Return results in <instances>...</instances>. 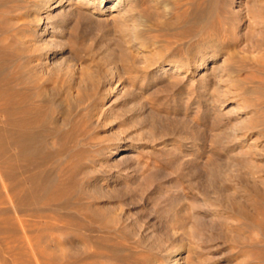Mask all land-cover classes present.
I'll return each mask as SVG.
<instances>
[{"label":"rangeland","instance_id":"rangeland-1","mask_svg":"<svg viewBox=\"0 0 264 264\" xmlns=\"http://www.w3.org/2000/svg\"><path fill=\"white\" fill-rule=\"evenodd\" d=\"M171 1L23 0L51 102L28 156L0 141V264H264V0Z\"/></svg>","mask_w":264,"mask_h":264},{"label":"bare ground","instance_id":"bare-ground-1","mask_svg":"<svg viewBox=\"0 0 264 264\" xmlns=\"http://www.w3.org/2000/svg\"><path fill=\"white\" fill-rule=\"evenodd\" d=\"M104 1H107V0H97V2L99 3V4H102ZM119 0H115V2H113V6H111V8H114V6L116 5V3L118 2ZM160 2V3H162L163 1L166 3V5L168 6V4L169 3H171L172 1L171 0H156V2ZM38 2V1H37ZM46 2H48V0H46ZM163 2V3H164ZM11 3H13L14 5H11ZM23 0L22 1H20V0H18V2H17V0H0V141H3V140H8V141H10L9 142V145H8V152H10V154L13 156L14 155V153H12V152H14V151H16V149H18L19 150V152H20V157L22 156L23 158L24 157H26V156H28V154H30L31 153V151H32V149H33V147H32V149L30 148L31 146H29V144H28V140L31 138V132H32V130L34 129V127H36L38 124H41V122H43V121H40V119L38 118V119H35V117H34V114L36 113V110H37V106L38 105H40V104H45V103H50L51 102V99L49 98V97H46V96H44V94L41 92V88H42V85H40L39 83H37V81H36V77L31 73H29V72H27L26 71V68L28 67V63H27V60L29 59V58H31L30 57V54H32V53H27V55L25 56V54H24V56H23V54H22V52L21 51H19V52H15V53H13L12 52V48H9V47H11L10 45H12L11 43L13 42H10L11 41V39L9 38V36L10 37H12V40L13 39H15V40H17V41H15L14 40V43L16 42V44H17V42L19 43V39H20V41H21V38H23V40L25 39L24 37L27 35V34H25V33H27V32H24V30L22 29V27L23 26H25V22H26V18L27 19H29L28 17H30V12H31V5L30 6H26V5H23ZM31 3V2H30ZM33 5V4H32ZM58 5V4H57ZM158 5V4H157ZM160 5V4H159ZM162 6H163V4H161ZM171 5V4H170ZM176 6V5H175ZM49 7L52 9V8H54V7H56V5H54V4H52V5H49ZM160 9V8H159ZM160 11V10H159ZM14 12V13H13ZM15 12H17L16 14H15ZM33 13V12H32ZM9 16H10V19H12L13 17H16V20L18 19V21H19V24H16V21H15V24H10V20L8 19L7 21H6V19L7 18H9ZM11 16H13L12 18H11ZM26 17V18H25ZM30 19H32L31 17H30ZM33 19H34V17H33ZM38 20V19H37ZM42 19H39L38 21H41ZM14 23V22H13ZM40 23V22H39ZM39 23L38 22H36V24H35V26L36 25H39ZM32 24V23H31ZM29 27V26H28ZM28 29V28H27ZM30 29V28H29ZM25 31H26V29H25ZM31 31V30H30ZM29 32V31H28ZM33 36V35H32ZM16 37L18 38V39H16ZM29 37H30V35H29ZM8 38L10 39V41L8 40ZM7 41H9V42H7ZM26 43V42H25ZM19 44H23V42L21 41ZM13 46V45H12ZM17 47V46H16ZM25 47V46H24ZM10 49H11V51H10ZM19 49V48H18ZM17 49V50H18ZM28 49V48H27ZM30 49V48H29ZM28 49V50H29ZM25 50V49H24ZM26 51V50H25ZM26 52H28V51H26ZM29 54V55H28ZM28 56V57H27ZM37 58V57H36ZM34 59V58H33ZM28 62H30V61H28ZM33 62V61H32ZM35 68V67H34ZM28 69V68H27ZM28 71H29V69H28ZM31 72V71H30ZM35 73V72H34ZM36 74V73H35ZM37 75V74H36ZM38 80V79H37ZM29 81H31L32 83H34L33 84V87L32 86H30V87H32V88H29V86H28V84H30V83H28ZM39 81V80H38ZM31 83V84H32ZM30 84V85H31ZM44 86V85H43ZM30 89L32 90V91H34V90H36V92H38L36 95H35V97H31V96H29V95H31L32 93H30L29 95H27V93H28V91H30ZM45 91H46V89H45ZM66 91V90H65ZM65 93V92H64ZM67 94V93H66ZM65 94V95H66ZM33 95V94H32ZM46 95V94H45ZM64 95V96H65ZM60 96V95H59ZM64 96H62V97H60L61 98V100H59L61 103H62V98L64 97ZM52 97V96H51ZM75 97V96H74ZM73 97V98H74ZM72 98V99H73ZM81 98V97H80ZM72 99H70V100H72ZM83 99V98H82ZM68 102H69V99L67 100ZM74 101V100H73ZM84 100H78V106L80 105V104H83L84 105V102H83ZM64 102V101H63ZM63 104V103H62ZM69 104V103H68ZM34 105V106H33ZM61 106V105H60ZM60 106H59V110L58 111H60ZM70 106V105H69ZM40 107V106H39ZM65 107V106H64ZM72 106H70L69 108L70 109H72L71 108ZM86 107V106H85ZM67 108V107H66ZM65 108V109H66ZM79 108V107H78ZM77 108V109H78ZM88 108V107H87ZM69 109V110H70ZM72 111H73V109H72ZM53 111H52V109H51V114L47 117V121L45 122V123H47L48 125H49V129H48V135H50L51 137H54V136H56V134L57 133H60L61 132V130L65 127V126H67L70 122L69 121H67V118H66V114H68V112H66L65 113V110L63 111V114H65V116H61L62 118H59L58 116H56L54 113H52ZM56 112V111H55ZM58 114V113H57ZM92 114V113H91ZM73 115V114H72ZM72 115H70V116H72ZM93 115V114H92ZM91 115V116H92ZM70 116H68V118L70 117ZM87 116V115H86ZM90 116V115H89ZM90 118H92V117H90ZM89 119V118H88ZM44 123V122H43ZM71 125V124H70ZM83 128V127H82ZM39 129V128H38ZM37 129V130H38ZM79 130H81L80 128H78ZM86 129V128H85ZM84 129V130H85ZM34 131H35V129H34ZM68 131V130H67ZM82 132H83V130H82ZM72 134V133H71ZM44 135V134H43ZM38 136H40V135H38ZM71 136V135H70ZM86 136V135H85ZM60 137V136H59ZM66 138H67V136H65ZM43 137H41V139H42ZM77 138V137H76ZM35 139V138H34ZM49 139V138H48ZM54 139V138H53ZM62 139V138H61ZM78 139V138H77ZM33 140V139H32ZM36 140V139H35ZM40 140V139H39ZM50 140V139H49ZM51 140H52V138H51ZM69 140V139H68ZM79 140V139H78ZM42 141V140H41ZM33 142V141H32ZM32 142H31V144H32ZM38 142V141H37ZM43 143H45L44 141H42ZM36 143V142H35ZM63 143V142H62ZM30 144V145H31ZM36 144H39V143H36ZM5 145H7V144H5ZM34 145V144H33ZM40 145V144H39ZM38 145V146H39ZM45 145H47V146H52L51 145V142H49V141H47L46 142V144ZM34 146H36V148H37V145H34ZM65 146V145H64ZM3 147V146H2ZM77 147V146H76ZM53 148V147H52ZM122 147L121 146H118V147H116V148H114V153H116L117 151H119L120 149H121ZM67 149H70V148H67ZM35 150H38V149H35ZM52 150V149H51ZM64 150V149H63ZM71 150V149H70ZM74 150V149H73ZM40 152H41V150H39ZM75 151V150H74ZM34 152V151H33ZM53 152H54V150H53ZM3 153V152H2ZM18 153V152H17ZM38 153V152H37ZM36 152H35V155H38ZM62 153V152H61ZM69 153H71V152H69ZM74 153V152H73ZM0 154H1V152H0ZM7 154V153H6ZM33 154V153H32ZM42 154V153H41ZM56 154H58V152L56 153ZM34 155V156H35ZM62 155V154H61ZM33 156V157H34ZM31 157V156H30ZM33 157H32V159H33ZM36 157V156H35ZM14 158H15V156H14ZM22 158V159H23ZM55 157H53V159H54ZM59 158V157H58ZM13 159V158H12ZM20 159V158H19ZM18 159V160H19ZM31 159V160H32ZM61 159V158H60ZM68 159V158H67ZM71 159V158H70ZM79 159V158H78ZM28 160V159H27ZM35 160H37V157H36V159ZM41 160V159H40ZM39 160V161H40ZM72 160H73V158H72ZM19 161H21V160H19ZM24 161V160H23ZM45 161V160H44ZM44 161H42V163L44 162ZM62 161V160H61ZM74 161V160H73ZM83 161V160H82ZM9 162H11V161H9ZM16 162H18V161H16ZM37 163H38V160L36 161ZM56 162V161H55ZM31 163V162H30ZM37 163H35L36 164V166H37V169L39 168L38 167V165H37ZM40 163H41V161H40ZM41 163V164H42ZM47 163V162H46ZM48 163H50V162H48ZM52 163V162H51ZM66 163V162H65ZM75 163V162H74ZM77 163V162H76ZM15 164V163H14ZM18 164V163H17ZM25 164V163H24ZM23 164V165H24ZM39 164V163H38ZM57 164V163H56ZM58 164H59V162H58ZM62 164V163H61ZM78 164V163H77ZM13 165V164H12ZM20 165H22V163L21 164H19V166ZM46 165V164H45ZM66 165V164H65ZM71 165V164H70ZM69 165V166H70ZM13 166H15V165H13ZM18 166V165H17ZM25 166V165H24ZM35 166V165H34ZM69 166H67V167H69ZM23 167V166H22ZM25 167H27V166H25ZM41 168L43 167V165L42 166H40ZM61 166H59V168H60ZM75 167V166H74ZM28 168V167H27ZM36 168V167H35ZM34 168V169H35ZM45 168V167H44ZM43 168V169H44ZM58 168V169H59ZM66 167H64V169H65ZM19 169V168H18ZM29 169V168H28ZM27 169V170H28ZM61 169V168H60ZM70 169V168H69ZM22 170V169H21ZM63 170V169H62ZM29 171V170H28ZM34 171V170H33ZM36 171V170H35ZM7 172V171H6ZM27 172V171H26ZM29 172H31V171H29ZM28 172V173H29ZM68 172V171H67ZM9 172H7L6 174H8ZM32 173V172H31ZM33 173H36V172H33ZM58 173V172H57ZM56 173V174H57ZM10 174V173H9ZM8 174V175H9ZM12 174V173H11ZM11 174H10V176H11ZM16 175V174H15ZM18 175V174H17ZM63 175V174H62ZM64 175H66V174H64ZM74 175V174H73ZM72 175V176H73ZM77 175V174H76ZM9 176V177H10ZM39 176H40V173H39ZM45 176H47L46 175V173H45ZM12 177V176H11ZM10 177V178H11ZM23 177V176H22ZM37 177V176H36ZM34 178V179H36L37 180V178ZM44 177V176H43ZM42 177V178H43ZM48 177V176H47ZM66 177V176H65ZM10 178L8 179V180H10ZM14 178V177H13ZM19 179L21 178V176H19L18 177ZM32 178H33V176H32ZM46 178V177H45ZM44 178V179H45ZM12 179V178H11ZM15 179H16V177H15ZM21 180H23V179H21ZM21 180H20V182H21ZM48 180V179H47ZM67 180V179H66ZM16 182H19V181H17V180H15ZM14 181V182H15ZM24 181L26 182V179H24ZM38 181H40L39 180V178H38ZM37 181V182H38ZM61 181V180H60ZM11 182V181H10ZM9 182V183H10ZM15 182V183H16ZM24 182V183H25ZM27 182H29V181H27ZM33 182H36L35 180L34 181H32L31 183H33ZM42 182V181H41ZM40 182V183H41ZM54 182V181H53ZM56 182V181H55ZM73 183V182H72ZM52 184V183H51ZM70 184V182L67 184V185H69ZM14 185V184H13ZM17 185V184H16ZM46 185H48V184H46ZM54 185V184H53ZM30 186V185H29ZM34 186V185H33ZM33 186H31V187H33ZM38 186L39 187H37V189L38 188H41V186L38 184ZM43 186V185H42ZM49 186H50V184H49ZM60 186V185H59ZM8 187V186H7ZM10 187V186H9ZM19 187H22V184L21 183H19ZM19 187H18V189H19ZM26 187V186H25ZM35 187H36V183H35ZM54 187H57V186H54ZM13 188H15V187H13ZM27 188H29V187H27ZM43 188H46V187H44L43 186ZM50 188L52 189V187L50 186ZM16 189V188H15ZM30 189V188H29ZM42 189V188H41ZM47 189V188H46ZM56 188H54L53 190H55ZM65 189V188H64ZM20 190H21V188H20ZM27 190V189H26ZM26 190H24V192L26 191ZM35 190V189H34ZM33 190V191H34ZM45 190V189H44ZM57 190V189H56ZM55 190V191H56ZM82 190V189H81ZM9 191H11V190H9ZM8 191V192H9ZM36 191V190H35ZM49 191H51V190H49ZM48 191V192H49ZM64 191V190H63ZM67 191H68V189H67ZM66 191V192H67ZM17 192H18V190H17ZM23 192V193H24ZM28 191H26V193H27ZM39 192V191H38ZM42 192V191H41ZM41 192H39V195H40V193ZM86 192V191H85ZM22 193V192H21ZM20 193V194H21ZM31 193H32V189H31ZM35 193V192H34ZM43 193V192H42ZM45 193H46V191H45ZM51 193V192H50ZM9 194H10V192H9ZM36 194V193H35ZM82 194V193H81ZM88 194V193H87ZM11 195V194H10ZM17 195V194H16ZM22 195V194H21ZM31 195V194H30ZM32 195H33V193H32ZM32 195H31V198H32ZM42 195V194H41ZM50 195V194H49ZM15 196V195H14ZM20 195H19V193H18V197H19ZM43 196H44V193H43ZM47 196V195H46ZM55 196V195H54ZM70 196V195H69ZM9 197V196H8ZM28 196H26V198H27ZM30 197V196H29ZM33 197H34V195H33ZM51 197V196H50ZM14 198V197H13ZM26 198H24V199H26ZM70 198V197H69ZM9 199H11V198H9ZM28 199V198H27ZM37 199V198H36ZM35 199V200H36ZM40 199H42V197L40 198ZM47 199V198H46ZM49 199V198H48ZM51 199V198H50ZM61 199V198H60ZM15 200H17V199H15ZM39 200V199H38ZM44 200V199H43ZM42 200V202H44L45 203V201H43ZM21 202V201H20ZM19 202V203H20ZM30 202V201H29ZM46 202H48V201H46ZM68 202V201H67ZM70 202V201H69ZM83 202V201H82ZM26 203V202H25ZM37 203V202H36ZM44 203H43V205H44ZM51 203H52V201H51ZM42 204V203H41ZM73 204H75L74 202H73ZM35 205V204H34ZM82 205V204H81ZM36 206H37V204H36ZM47 206V205H46ZM19 207V206H18ZM23 207V206H22ZM27 207H29V205L27 206ZM42 207V206H41ZM71 207V206H70ZM32 208H34V206L33 207H31V209ZM37 208V207H36ZM28 209V208H27ZM27 209H26V211H27ZM30 210V209H29ZM37 210V209H36ZM40 210V209H39ZM86 210V209H85ZM23 211H24V208H23ZM42 211V210H41ZM263 211V210H262ZM28 212H31V210L30 211H28ZM27 212V213H28ZM47 212H48V210H47ZM47 212H45V213H47ZM53 213V212H52ZM24 214H26V212L24 213ZM54 214V213H53ZM57 214V213H56ZM55 214V215H56ZM50 215V214H49ZM18 216H20V215H18ZM17 216V217H18ZM27 219H22V220H25V222H24V227H26V228H30L31 230H35L36 231V233L35 234H37V233H39L40 231V235H41V233L43 232V231H45V228H46V223L48 222L46 219L47 218H51L52 216H50V217H48V216H46V214L44 215V213L42 214V213H40V212H36V213H34V214H31V213H28L27 215ZM57 216H59V215H57ZM22 217V216H21ZM54 217V216H53ZM60 217H63V216H60ZM20 218V217H19ZM24 218V217H23ZM56 219H57V217H55ZM56 219H54L55 221H56ZM59 219V218H58ZM66 219V218H65ZM16 221V220H15ZM17 221H18V223H20L19 222V220L17 219ZM49 221H51V223L53 222L52 220H49ZM54 221V222H55ZM53 222V223H54ZM14 223V222H13ZM50 223V224H51ZM61 223V222H60ZM56 224V223H55ZM59 224V223H58ZM260 225H261V223H259ZM10 225H12V223L10 224ZM15 225V224H14ZM13 225V226H14ZM20 225V224H19ZM42 225H44V228L42 227ZM60 225V224H59ZM62 225V224H61ZM23 226V225H22ZM52 226H55L54 224H52ZM51 226V227H52ZM69 226V225H68ZM72 226V225H71ZM20 227H21V225H20ZM23 227V229H25ZM56 227H57V224H56ZM55 227V228H56ZM61 226H59L58 228H56V229H59ZM65 227V226H64ZM64 227H62V228H64ZM67 227V226H66ZM70 227V226H69ZM22 228V227H21ZM14 229H15V227H14ZM54 229V228H53ZM31 230H29V231H31ZM63 230V229H62ZM25 231V230H24ZM34 231V232H35ZM64 231V230H63ZM48 232V231H47ZM46 232V233H47ZM53 232V231H52ZM32 233V232H31ZM50 233V232H49ZM43 234V233H42ZM176 257L173 259V262H172V264H176Z\"/></svg>","mask_w":264,"mask_h":264}]
</instances>
